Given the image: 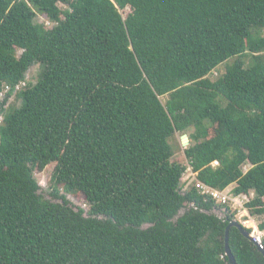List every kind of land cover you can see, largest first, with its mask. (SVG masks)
<instances>
[{"label":"trees","instance_id":"1","mask_svg":"<svg viewBox=\"0 0 264 264\" xmlns=\"http://www.w3.org/2000/svg\"><path fill=\"white\" fill-rule=\"evenodd\" d=\"M263 29L264 0H0L1 112L40 67L0 123V264H229L234 213L182 178L264 216ZM262 244L229 230L236 264Z\"/></svg>","mask_w":264,"mask_h":264},{"label":"rangeland","instance_id":"2","mask_svg":"<svg viewBox=\"0 0 264 264\" xmlns=\"http://www.w3.org/2000/svg\"><path fill=\"white\" fill-rule=\"evenodd\" d=\"M60 7L64 8V6L60 5ZM129 12V10H125L124 12H122L124 15H126ZM37 22L40 24H44L47 28H50L53 26V24H51L50 22H48L47 20H45V18L41 15H38L37 17ZM261 35L264 36V29L261 31ZM18 54H20V52H18ZM249 60H247L248 62ZM224 69V66H220L219 71H214L211 75H209V79L214 81L218 78V76L220 74H222ZM40 71V67L38 65L32 67L30 70H28V72L25 75V84H34L37 81V77ZM22 88V87H21ZM20 88V89H21ZM1 95V94H0ZM5 95L1 98H5ZM162 103L164 104L165 98H161ZM21 99L16 97V94H12L7 102L6 105L4 106V113L0 111V123L2 122V119L6 114H10L13 110V108H18L21 106ZM189 134V133H188ZM188 134H180V133H176L174 135V137L172 138V140L170 141V144L173 148L174 151V160L179 162L180 164H182L183 166L187 167V160L184 157V149L187 147L186 144H184L182 142V136H186L188 138ZM55 164H51L50 166H48L47 168H45L42 171L36 170L34 172V176L37 180V182L39 183V187H40V195L43 197V199L50 201V202H54V203H59L58 200L53 199L50 196V193L52 192V184H51V177H52V172L55 168L54 166ZM235 185L230 186V188H228L231 192L232 188ZM187 189V187H184ZM59 193L60 195H64L66 197V199L70 202V204L72 205V207L74 208V210H78V209H83L85 211V213H87L88 211V206L85 203L84 197L82 195H72V194H67L65 193V191L63 190L62 187H59ZM238 201V200H236ZM236 201H230L229 204L227 206H229L231 213H234V220H237L238 223L240 225H242L243 227H245L246 229H250L251 234H253V236L258 235V231L261 232L259 230V226L264 223V216H260V217H253L249 214V212L245 209L244 206V202L241 201L240 204H235ZM184 210H182L180 212L179 215L183 214ZM225 210L223 209H219L217 211H215L214 214H216L218 217L220 218H224L225 214H224ZM148 226H145L144 228H146ZM261 234H263L264 237V231L261 232Z\"/></svg>","mask_w":264,"mask_h":264},{"label":"built area","instance_id":"3","mask_svg":"<svg viewBox=\"0 0 264 264\" xmlns=\"http://www.w3.org/2000/svg\"><path fill=\"white\" fill-rule=\"evenodd\" d=\"M24 86H25V83H20L17 87H15L14 93L19 91L20 88L21 87L23 88ZM9 90H10L9 87L5 88L4 92H2L1 95H0V100L4 96V94H6L7 91H9ZM216 166H218V162L217 161L212 163V167H216ZM196 176H197V174L194 173L190 167H188L185 175L182 178V182L186 183V187L190 186L192 183H195L196 188L202 194L209 195L210 197H212L213 200H215L220 205H224V204L228 205L230 201L233 202V201H236V200H238V201H236L235 204H237V202H238V204H240V202H241L240 198H232V196L230 195V192H220V191H217V190H213L210 187L198 182L196 180ZM254 238L257 240L258 249L259 250H263V244H262V240H264L263 234H261V232L258 231V235H256V236L254 235Z\"/></svg>","mask_w":264,"mask_h":264},{"label":"water","instance_id":"4","mask_svg":"<svg viewBox=\"0 0 264 264\" xmlns=\"http://www.w3.org/2000/svg\"><path fill=\"white\" fill-rule=\"evenodd\" d=\"M181 139H182V142H183L184 144L188 145L189 140H188V138H187L186 136H182ZM233 227L237 228V229L239 230V232L241 233V235H242L244 238L248 239V240H249L250 242H252L256 247H258L257 240L254 238L253 234H251L250 232H248V231L246 230L245 227H243L242 225H240V224L238 223L237 220H231V221L228 223V225H227V227H226V230H225V254H226L227 258H228V262H229V264H236V262H235V260H234V258H233V256H232V254H231V251H230L229 245H228V234H229V230H230L231 228H233ZM262 255L264 256V251L262 252Z\"/></svg>","mask_w":264,"mask_h":264},{"label":"crops","instance_id":"5","mask_svg":"<svg viewBox=\"0 0 264 264\" xmlns=\"http://www.w3.org/2000/svg\"><path fill=\"white\" fill-rule=\"evenodd\" d=\"M238 203V202H237Z\"/></svg>","mask_w":264,"mask_h":264}]
</instances>
